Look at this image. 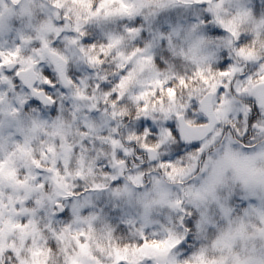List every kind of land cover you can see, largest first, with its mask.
<instances>
[{"label":"clouds","instance_id":"9594fccd","mask_svg":"<svg viewBox=\"0 0 264 264\" xmlns=\"http://www.w3.org/2000/svg\"><path fill=\"white\" fill-rule=\"evenodd\" d=\"M0 264H264V0H0Z\"/></svg>","mask_w":264,"mask_h":264}]
</instances>
